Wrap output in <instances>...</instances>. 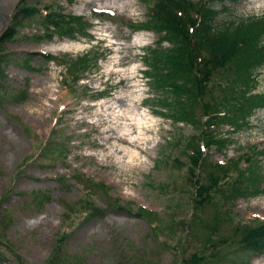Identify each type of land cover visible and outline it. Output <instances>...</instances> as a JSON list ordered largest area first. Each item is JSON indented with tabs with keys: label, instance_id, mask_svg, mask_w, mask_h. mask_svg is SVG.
Masks as SVG:
<instances>
[{
	"label": "rangeland",
	"instance_id": "obj_1",
	"mask_svg": "<svg viewBox=\"0 0 264 264\" xmlns=\"http://www.w3.org/2000/svg\"><path fill=\"white\" fill-rule=\"evenodd\" d=\"M18 1L0 0V33ZM25 3L44 9L4 45L17 55L0 77V264H264V245L242 246L264 224V61L252 79L224 67L199 101L155 75L154 51L173 45L143 30L153 0ZM46 12L85 20L48 36ZM232 18L264 20V0L217 22ZM203 102L225 111L222 146L205 158H241L250 173L243 191L216 187L201 201L211 169L191 175L188 159L202 144Z\"/></svg>",
	"mask_w": 264,
	"mask_h": 264
},
{
	"label": "trees",
	"instance_id": "obj_2",
	"mask_svg": "<svg viewBox=\"0 0 264 264\" xmlns=\"http://www.w3.org/2000/svg\"><path fill=\"white\" fill-rule=\"evenodd\" d=\"M241 1L153 0L149 20L145 22L144 28L156 30L161 34L160 40H166L173 45V48H168L165 54L157 55L158 50L155 49L153 55L155 75L164 86H171V90L175 93H180L182 90L192 93L195 90L194 98L201 101L212 77L229 64L238 76L252 79L253 68L257 63L264 61V45L261 43L259 33V29L264 27V20L251 18L252 20L244 21L233 18L225 22H217L221 12L229 13L230 7ZM215 4H220V8H215ZM40 13H43L41 8L26 5L25 0L19 1L9 25L0 34V77L5 76L6 65L12 59L16 60L17 55L8 51L4 46L5 43L15 37L17 30L22 26V21ZM44 15L42 23L47 25L48 36L53 32L70 36L83 21L81 16L57 12H46ZM43 56L51 60L57 59L51 54H43ZM188 82L191 86L186 84ZM201 108V137L198 144L202 143L205 150L212 147L221 148L224 140H219L215 131L225 111L220 107L217 108V104L205 102L202 103ZM185 113H183L184 117ZM203 149L194 145L188 159L190 164L188 172L191 175H194L193 169L196 167L200 169L202 164V166L206 165V168L210 166L208 169H211L204 176L206 184L199 185L196 197L201 196L202 201L207 191L216 187L224 194L228 191H232L233 194L243 191L245 179L250 172L245 175L242 171L241 158L228 160L225 163H212L205 158ZM247 160L251 162V165L247 164V168H252V159L246 157L244 162ZM192 177L195 179L194 176ZM219 183L221 185H218ZM242 243L243 247L253 250L263 246L264 224L255 230H249L244 235Z\"/></svg>",
	"mask_w": 264,
	"mask_h": 264
},
{
	"label": "bare ground",
	"instance_id": "obj_3",
	"mask_svg": "<svg viewBox=\"0 0 264 264\" xmlns=\"http://www.w3.org/2000/svg\"><path fill=\"white\" fill-rule=\"evenodd\" d=\"M127 5V4H126ZM132 4L130 3L129 4V6H131ZM133 46H137V43H134V44H132ZM116 139H117V141L119 142V143H126V142H128V139L124 136V134H120V135H117L116 137H115ZM135 141V140H134ZM138 141V140H137ZM142 149V148H141Z\"/></svg>",
	"mask_w": 264,
	"mask_h": 264
}]
</instances>
